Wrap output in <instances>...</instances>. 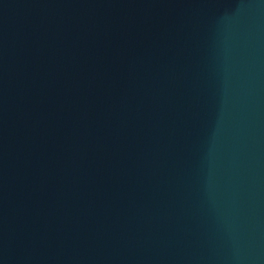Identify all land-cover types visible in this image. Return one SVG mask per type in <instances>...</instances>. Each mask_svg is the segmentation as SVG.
<instances>
[{"label":"water","instance_id":"1","mask_svg":"<svg viewBox=\"0 0 264 264\" xmlns=\"http://www.w3.org/2000/svg\"><path fill=\"white\" fill-rule=\"evenodd\" d=\"M0 264H264V0H0Z\"/></svg>","mask_w":264,"mask_h":264}]
</instances>
